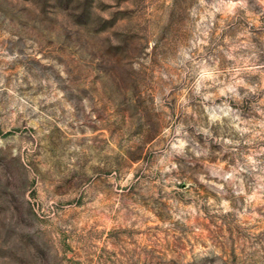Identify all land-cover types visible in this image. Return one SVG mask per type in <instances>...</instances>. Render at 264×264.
Returning a JSON list of instances; mask_svg holds the SVG:
<instances>
[{
	"label": "rangeland",
	"instance_id": "obj_1",
	"mask_svg": "<svg viewBox=\"0 0 264 264\" xmlns=\"http://www.w3.org/2000/svg\"><path fill=\"white\" fill-rule=\"evenodd\" d=\"M0 264H264V0H0Z\"/></svg>",
	"mask_w": 264,
	"mask_h": 264
}]
</instances>
